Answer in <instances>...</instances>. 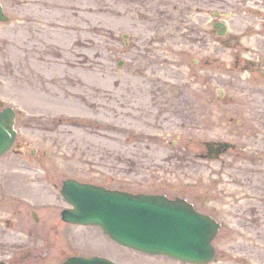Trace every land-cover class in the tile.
I'll use <instances>...</instances> for the list:
<instances>
[{
	"label": "rangeland",
	"instance_id": "374dc122",
	"mask_svg": "<svg viewBox=\"0 0 264 264\" xmlns=\"http://www.w3.org/2000/svg\"><path fill=\"white\" fill-rule=\"evenodd\" d=\"M194 1L0 0L10 18L0 23V109L17 112L18 131L0 158V189L10 201L6 178L18 187L22 216L44 199L43 217H60L69 179L183 197L223 224L212 264H264V8L256 7L264 0L245 9L244 0H208L205 56L223 66L203 71L190 45L201 34L185 31L199 19L195 9L185 14ZM215 13L227 38H238L233 48L212 32ZM235 57L258 67L234 70ZM207 142L235 148L199 158ZM63 226L72 246L51 264L77 254L183 264L119 247L98 229ZM11 241L0 237V246Z\"/></svg>",
	"mask_w": 264,
	"mask_h": 264
},
{
	"label": "water",
	"instance_id": "95a60500",
	"mask_svg": "<svg viewBox=\"0 0 264 264\" xmlns=\"http://www.w3.org/2000/svg\"><path fill=\"white\" fill-rule=\"evenodd\" d=\"M0 3V22H7ZM225 34V26H222ZM123 38L128 39L124 34ZM122 65V62L119 66ZM15 111L0 112V156L14 144ZM218 155L231 148L220 143ZM62 195L71 205L63 212L69 223L97 226L116 243L150 255L168 256L191 264H209L216 257L212 245L220 224L200 214L183 200L164 196L132 195L103 187L65 181ZM65 264H114L103 258H73Z\"/></svg>",
	"mask_w": 264,
	"mask_h": 264
},
{
	"label": "flooded vegetation",
	"instance_id": "af4514ba",
	"mask_svg": "<svg viewBox=\"0 0 264 264\" xmlns=\"http://www.w3.org/2000/svg\"><path fill=\"white\" fill-rule=\"evenodd\" d=\"M258 1V0H256ZM262 2V1H261ZM194 4L184 7L185 14L191 9H195L196 15L199 16L196 25L186 23L185 31L191 33L192 31H196L197 34H201V42L196 40V44L192 43L190 45L194 46L195 56H197V60H194L192 66L196 70H206L209 69L212 62L216 64L217 67L223 66L221 62L218 60H212L207 55L205 56V52L207 51L208 42L204 38L205 29L209 25L208 21V0H196L192 2ZM195 5V6H194ZM243 6V9L246 7H250L248 0H244L240 3ZM256 7L264 8V4H257ZM245 11V10H244ZM179 13V11H178ZM206 17L207 23H204L203 17ZM220 21L223 22L222 16L216 15L214 19V23L212 24V32L219 39L218 43L224 44L229 48H233V41L238 38L234 35L232 37H219L218 33L221 32V28L214 27V24H219ZM205 27V28H204ZM181 28L183 26L181 25ZM232 38V40H231ZM235 46V45H234ZM232 67L234 70H240L243 73L255 71L258 67V64L251 60H245L239 57H235L233 59ZM208 94V91H207ZM194 99H197L196 97ZM204 100V99H203ZM203 105L208 106L209 100L205 98L203 101ZM192 109H200L202 108L198 103L191 104ZM26 145L18 143L15 149V153L19 156H23L26 154ZM205 149H209V151L215 152L218 149L217 146H206L204 144ZM30 156H33V153H30ZM208 156V150L200 153V158H206ZM35 158V157H34ZM17 176V175H16ZM4 184V183H3ZM10 181L6 178V188L10 187L12 190L11 200L8 201L6 197L1 195L0 189V237L8 235L9 238H12V241L9 242L12 244L11 246H0V264H51L60 258L61 255L66 254L68 248L71 247L72 243L70 242L69 237L65 231V226L71 227H79L81 229H88L91 227H82L71 225L63 222L61 220V216L54 215L53 217H43L44 213L49 214L48 204L43 201L44 199L37 200L36 203H31L30 215L27 216V209L25 210L26 214L22 216V209L24 207L21 199H18V187L10 184ZM5 186V184H4ZM7 190V189H6ZM177 198V197H174ZM183 198V197H179ZM184 199V198H183ZM187 200V199H186ZM9 207H6V206ZM33 206V210H32ZM96 229V228H93ZM94 247V245H93ZM77 256V255H74ZM72 256L64 257L59 264H63L67 259Z\"/></svg>",
	"mask_w": 264,
	"mask_h": 264
}]
</instances>
